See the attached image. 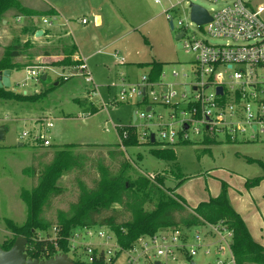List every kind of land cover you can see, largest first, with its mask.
<instances>
[{
	"label": "rangeland",
	"instance_id": "rangeland-1",
	"mask_svg": "<svg viewBox=\"0 0 264 264\" xmlns=\"http://www.w3.org/2000/svg\"><path fill=\"white\" fill-rule=\"evenodd\" d=\"M24 1L40 10L45 4L42 0ZM181 1L184 0H160V4H155L153 0L127 1L124 5H130L126 9L128 12H134L136 5H140L136 17H131V23L111 26L104 24L96 29L90 24L83 26L81 17H73L70 26L68 24L72 37L86 40L91 36V40L84 43L81 51L93 84L87 83L80 71L73 75L70 69L52 67L47 61L35 59L32 56L35 51L26 52L16 62L12 60L19 68L13 70L11 88L7 90L16 94L43 96L36 102L0 99V127L6 129L5 139L0 141V244L13 237L7 229L6 220H11L16 225H22L26 220L27 208L19 198L20 193L23 190L30 191L35 186V178L40 169L51 161L54 149L64 145L95 146L70 149L72 155L78 157L81 166L70 173H64L57 182L62 193L51 200L43 213L52 227L57 225L58 212H68L69 207L77 202L81 185L90 191L96 189L101 180L114 179L121 173L127 183L139 176L155 178L159 174L163 175L164 187L171 190L177 188L175 194L178 193L176 195L186 201L188 211L200 202L217 197L221 183L227 185V190L229 184L232 191L239 193L249 190L246 188L247 181L264 175V135L249 140V129L245 136L238 134L237 140L233 142L227 141L224 134H217L216 142L209 144L200 135L192 137L190 142L166 146L160 144L157 131L151 127L157 137L155 144L137 147L122 144L123 129L133 125V114L143 111V106L136 96H127L122 102L119 101V96L123 90L128 92L146 75V63L163 64L164 77L161 82L171 84V89L178 93L182 92L183 83L191 82L194 56L178 49L174 39L176 29L180 28L177 26L178 21L183 23V27H187L188 33L196 31L194 26L187 25L190 20L185 2L171 9V5ZM255 1L264 6V0ZM195 2L208 10L213 7L202 0ZM120 6L125 8L119 5L120 10ZM219 7L220 5L215 6L216 9ZM10 14L14 15V12ZM166 15L174 19V31L170 29ZM44 17L42 14L33 17L34 24L43 25ZM262 18L264 19V14ZM26 19L23 17L21 22L13 19L7 27L0 23V59L8 46L16 42L22 43L24 29L20 25H24ZM108 26L111 28L106 31ZM115 40L117 41L113 45ZM208 41L211 44L218 43L213 38ZM81 46L82 42L80 48ZM31 68L38 69L37 78L27 77L26 69ZM172 71H176L178 76L173 77ZM184 74L188 77H184ZM43 76H46V80L41 81ZM91 107L96 111L94 114H90ZM154 110L167 117L168 111L163 108L156 106ZM47 120L53 125L50 129L44 127ZM136 124H145V121L139 120ZM24 132L29 133V136L23 138ZM39 134L46 136L50 146L38 147L39 142H35L34 137ZM165 149L172 151L173 158L163 160L154 154V151ZM31 166L38 170L34 178L23 173ZM153 209L154 204L150 202L143 206V211ZM111 215H115L119 223L131 217L130 212L118 204H112L100 217ZM91 228L94 231L101 229L109 232L107 227L97 225ZM203 230L200 227L190 228L189 243L195 245L194 236L196 233L201 234ZM48 233L53 235L52 230ZM46 238L44 233L37 235L38 240ZM142 242L149 248L152 247L148 239L144 238ZM204 252V248H199L193 260L199 264H216L217 260L222 264H231L230 254L226 251L224 256L217 255L216 246L211 248L209 255ZM149 253L154 256L155 250L151 248ZM69 257L74 262L88 264L84 256L76 259L69 254ZM155 259L164 260L163 257L151 260ZM167 263L176 264L171 259Z\"/></svg>",
	"mask_w": 264,
	"mask_h": 264
},
{
	"label": "built area",
	"instance_id": "built-area-1",
	"mask_svg": "<svg viewBox=\"0 0 264 264\" xmlns=\"http://www.w3.org/2000/svg\"><path fill=\"white\" fill-rule=\"evenodd\" d=\"M153 1L160 4V0ZM202 1L213 7L208 10L197 5L195 0L171 5V9H175L186 3L190 20L187 25L194 26V32L188 33L181 21L177 22L180 28L176 29L174 19L166 15L167 20L173 23V31L176 29V33H183L178 40L181 49L194 56L191 82L183 83L182 92L178 93L171 89V84L161 82L164 77L162 72L159 81L149 82L147 75H144L128 92L123 90L120 93V102L125 101L127 96H136L143 106V111L134 113L136 119L131 126L139 145L157 142L151 127L157 131L160 144L166 146L190 142L192 137L200 135L215 140L217 134H224L227 141L233 142L238 134L245 136L247 129L251 131L249 140L264 135V6L255 0ZM191 5L205 9L211 20L202 25L193 22L190 17ZM217 5H220L218 9L215 8ZM42 22L50 26L47 19ZM85 22L82 20L83 24ZM209 38L217 39L218 43L211 44ZM78 61L79 65L72 69L83 73L85 81L93 84L85 59ZM26 75L37 78L38 69H26ZM172 76L177 77L178 73L172 71ZM184 77L188 75L184 74ZM218 88L222 89L221 94ZM156 106L168 111L167 117L156 113ZM148 107L149 111L146 110ZM139 120H144L145 124L137 125ZM52 126L50 120L44 125L45 129ZM151 135L154 136L153 142ZM28 136L29 133H22L23 138ZM127 138L128 134L124 131L121 139ZM34 141L42 143L43 147L50 146L44 134L34 137ZM147 178L154 180L153 176ZM200 228L204 230L194 236L195 245L189 243L188 230L169 227L160 229L153 236L142 237L131 248L123 249L110 230L94 231L84 227L67 238V255L72 254L76 259L84 256L88 264H154L155 261L168 264V259L176 264H190L199 248H204L206 255L214 246L217 247V255L224 256L226 251L230 252L233 234L224 221L205 223ZM51 230L53 235L49 233L46 240L56 242L58 229L53 227ZM144 238L152 244L154 256H150L151 248L142 242ZM139 243L141 245L137 246ZM154 257H163L164 260L152 261ZM230 263L235 264L232 253ZM216 264L222 262L217 260Z\"/></svg>",
	"mask_w": 264,
	"mask_h": 264
},
{
	"label": "trees",
	"instance_id": "trees-1",
	"mask_svg": "<svg viewBox=\"0 0 264 264\" xmlns=\"http://www.w3.org/2000/svg\"><path fill=\"white\" fill-rule=\"evenodd\" d=\"M10 10L16 11L21 16L31 18L40 14H50L48 12L43 14L25 8L17 0H0V21L3 19L4 14ZM30 48H32V45L29 42H16L8 46L0 59V75L5 70L13 71L19 68V66L12 63V60L23 56ZM61 52L63 53V59L55 66L73 68L79 65V61L72 60L76 53L74 45L64 46ZM144 67L149 68L147 73L149 82L159 81L163 64L152 62L144 65ZM42 96L43 94H16L7 89H0L1 100L36 102ZM95 112L93 108L90 114ZM124 131L128 134V138L122 139V144L130 147L139 146L135 130L129 127L123 129L122 133ZM204 141L209 144L216 142L208 137H205ZM38 145V147L44 148L42 143L39 142ZM82 146L91 147L95 145L70 144L55 148L51 161L40 169L37 177L38 170L34 166L23 171L25 175L31 178L36 177L37 183L30 191L23 190L19 195L20 200L27 208V217L24 224L16 225L11 220L5 221L7 229L13 237L0 244L4 250L11 248L16 237L23 236L27 239V256L32 259L47 260L59 253L68 254L69 243L67 238L75 230L84 227L91 228L97 225L107 227L114 234L118 244L123 249H129L140 238L153 236L163 228L175 227L189 230L192 227H202L205 223L216 224L224 221L233 234V243L230 245V250L234 263L264 264V248L253 241L241 217L231 207L227 198V185L225 183H221V190L217 197L210 198L207 202H201L194 209L188 211L186 201L175 194L177 188L171 190L164 187L165 177L161 174L157 175L153 181H150L147 177L139 176L127 183V179L121 173L114 179L101 180L97 188L90 191L81 185L77 202L69 207L68 212H58L57 225L53 226L58 229L57 241L38 240V234L44 233L49 236L48 232L53 228L52 223L44 218L43 213L51 200L62 193L57 186V182L64 173H70L81 166L78 157L72 155L70 149ZM154 154L163 160L168 157L173 158L172 151L166 149L154 151ZM35 157H33V161ZM263 179L264 175L247 181L246 188L250 189L257 186ZM147 202L154 204L153 211H143V206ZM112 204H118L121 208L130 212L131 217L121 223L117 222L115 215L101 218V213L108 211ZM188 258L191 260L190 257ZM91 264L102 263L94 262Z\"/></svg>",
	"mask_w": 264,
	"mask_h": 264
},
{
	"label": "crops",
	"instance_id": "crops-1",
	"mask_svg": "<svg viewBox=\"0 0 264 264\" xmlns=\"http://www.w3.org/2000/svg\"><path fill=\"white\" fill-rule=\"evenodd\" d=\"M17 1L23 7L30 10L43 14L46 12L50 13L48 15L44 14V19H49L48 21L50 23V26H46L45 24H43V22V25H36L34 24L35 22H33V17L31 18L21 16L14 10H10L4 14L3 19L0 21L1 26H9L10 22L13 19L17 22H21V19L23 17L27 18L25 24L20 25L24 29L21 42L31 43L32 48H30L28 51H35V54H33L32 56L37 60L47 61L48 64L50 63V66L52 67L70 69L71 71H73V75L76 74V71L73 70L72 67L65 68L63 66H55L56 63L60 62L63 59V53L61 52V50L64 46L74 45L76 47V53L72 57L73 61H78V59L85 58L81 50L84 47V43H87V41L91 40V36L86 40H83L82 37H72L69 26L73 21V17H81L80 22L83 26H88L90 24L93 25L94 29H96L102 27L104 24L111 26L117 23H131V17H136V14L138 13V9L140 7L138 3L134 12L126 11V9L128 8L127 6L130 5L126 6L124 4H127V1L135 0H42V2L45 4L42 5V8L40 10L32 7L29 4H26L24 0ZM119 5H123L125 6V8L120 6V10ZM11 12H14V15H11ZM82 20L86 21L85 24L82 23ZM110 26L106 28V31H109V29L111 28ZM39 31H42L41 36L35 37V34ZM116 41L117 40L112 42L113 45L116 43ZM81 42L82 46L80 48ZM24 56L25 54L13 60L14 62H16L17 59H20ZM14 62L13 64H15ZM147 64L150 63H146V65ZM139 66L142 67V65ZM144 68H146L145 74L147 75L149 68ZM12 72L13 71H11V75ZM92 109L93 107H91V110ZM231 189V186L228 184L227 198L231 207L241 217L253 241L264 248V179L257 186L250 188L247 191L236 193ZM256 202L258 203V205H256ZM195 207L196 206H193L190 209L192 210ZM230 252L229 254L231 257Z\"/></svg>",
	"mask_w": 264,
	"mask_h": 264
},
{
	"label": "water",
	"instance_id": "water-1",
	"mask_svg": "<svg viewBox=\"0 0 264 264\" xmlns=\"http://www.w3.org/2000/svg\"><path fill=\"white\" fill-rule=\"evenodd\" d=\"M190 17L193 22L198 25L205 24L209 22L210 16L200 6L191 5ZM169 27L173 31V23L169 21ZM42 31H39L35 34V37L41 36ZM183 33H175V41L177 42V48L181 49V43L178 40L182 37ZM10 70H5L0 75V89H10ZM45 76L42 77V80H45ZM188 87H186V90ZM221 88H218V93L221 94ZM25 95V94H24ZM149 111V107L146 109ZM135 114H133L132 121L135 122ZM186 128V126H185ZM6 129L0 127V141L5 139ZM154 136L151 135V142H153ZM233 241L230 242L232 245ZM27 239L23 236H18L15 238V241L9 250H4L0 245V264H75L74 261L67 254H56L55 256L47 260L32 259L26 254ZM154 264H160L159 261H155ZM190 264H198L195 261H191Z\"/></svg>",
	"mask_w": 264,
	"mask_h": 264
}]
</instances>
